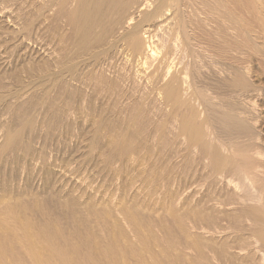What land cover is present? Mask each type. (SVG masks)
Returning <instances> with one entry per match:
<instances>
[{"label":"rangeland","instance_id":"obj_1","mask_svg":"<svg viewBox=\"0 0 264 264\" xmlns=\"http://www.w3.org/2000/svg\"><path fill=\"white\" fill-rule=\"evenodd\" d=\"M75 1L0 0V264H263L264 0H241V86L188 77L208 105L147 27L127 49L144 11Z\"/></svg>","mask_w":264,"mask_h":264},{"label":"bare ground","instance_id":"obj_2","mask_svg":"<svg viewBox=\"0 0 264 264\" xmlns=\"http://www.w3.org/2000/svg\"><path fill=\"white\" fill-rule=\"evenodd\" d=\"M107 1L108 0H77V2L75 1V5L77 4L76 6H78L79 11L80 9L84 10V8L91 3H94L95 6V2H97L96 4L101 6ZM124 3L126 4V1ZM120 5L119 8H122L121 23L125 25L133 23L137 13L144 11L140 20L137 21L138 25L133 26L129 33L130 37L126 40L125 44L128 46L127 49L130 50V53L136 56L142 47L141 38L138 36L137 32L134 33L133 31L138 27H147L148 31L151 33L149 38L156 41L163 49L162 60L167 64L168 69L171 65L172 67L178 68L177 70L175 69V75L170 78L175 77L176 83L178 82L180 86H186L187 90H192L193 92L189 91L190 96L195 92V94L197 93L198 99L201 98L200 100H204L203 103L208 101H205L206 93L204 94V91H198V88L195 90V87L187 82L188 77L190 75L194 77L193 73H195V71L197 72V70L199 73L201 68L208 70L209 67L213 66L221 67L222 72H227L229 69H232V72H230L232 73V78H234L235 83L241 84V73L238 68L241 66V0H129L124 7ZM90 7H92V4L89 8ZM75 9L77 10V7ZM150 56H154V51L152 52L150 50ZM234 63H238L239 66H231L234 65ZM221 70L219 68V71ZM197 74H195L196 77L199 76H197ZM226 74L228 75V73ZM176 83H174V86L170 83L169 88H172V86L175 88V85L176 88H178L179 86ZM173 88L172 91L174 90L173 92L176 94L178 90L176 89L175 91ZM168 91L169 89L165 93L167 94ZM172 91L170 90L171 94L168 93V95H174ZM208 103H204L203 105H208ZM228 104L229 103H227V105ZM215 105H213V107ZM224 105H226V103ZM219 107L221 108V106ZM219 107L217 109H219ZM230 109L231 108H229V110ZM216 111L219 112V110ZM216 111H214V115H216V113L217 116L219 115L217 120H219L221 128L225 131L236 127V125L241 128V123L235 122L234 119L236 117L233 119L234 116L231 117V114L229 116L227 113L228 111H223L219 114ZM186 129H188V127H186ZM189 130L191 133V126ZM189 136H191V134ZM235 155L240 156L239 161L228 158L223 163L230 167L232 176L234 175L237 178H235L236 181H241L239 183L237 182L238 185H241L248 182L251 169L246 165H241L240 151H235ZM231 180L232 178H230V181ZM250 200H252V198ZM256 241L254 242L257 244L258 242ZM253 247L255 248L256 245ZM259 249L258 252L256 251L257 249L255 250L256 253L260 252ZM262 257H264V255Z\"/></svg>","mask_w":264,"mask_h":264}]
</instances>
